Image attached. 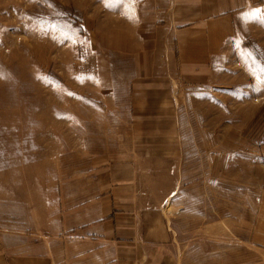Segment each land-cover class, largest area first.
Listing matches in <instances>:
<instances>
[{
	"label": "rangeland",
	"instance_id": "1",
	"mask_svg": "<svg viewBox=\"0 0 264 264\" xmlns=\"http://www.w3.org/2000/svg\"><path fill=\"white\" fill-rule=\"evenodd\" d=\"M119 4L0 0V232L40 227L61 181L125 143L174 155L180 186L165 208L177 245L206 234L210 264L231 263L221 247L238 244L264 184V5L213 78L171 80L170 110L160 111L155 95L130 97L144 66L113 52L126 41ZM131 98L152 110L121 111Z\"/></svg>",
	"mask_w": 264,
	"mask_h": 264
},
{
	"label": "crops",
	"instance_id": "2",
	"mask_svg": "<svg viewBox=\"0 0 264 264\" xmlns=\"http://www.w3.org/2000/svg\"><path fill=\"white\" fill-rule=\"evenodd\" d=\"M121 3L117 31L126 41L113 52L117 59H140L144 66L132 77L140 82L130 97L155 95L154 108L167 111L170 81L208 83L217 64L229 59L247 16L264 0ZM144 100L131 98L120 110H152ZM139 139L145 143L144 136ZM123 145L91 155L88 167L61 181L48 221L40 227L0 232V264H210L209 235L197 234L179 247V228L167 217L166 202L180 186L174 155L165 151L151 157L139 147L135 151ZM262 187L243 234L239 224L238 244H221V254L228 249L234 257L228 264H264ZM218 228L225 234V222L218 221ZM204 229L210 230L209 224Z\"/></svg>",
	"mask_w": 264,
	"mask_h": 264
}]
</instances>
